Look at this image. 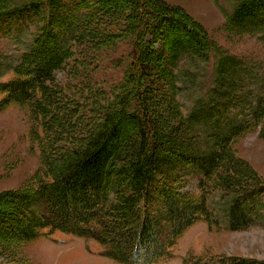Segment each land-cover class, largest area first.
I'll return each mask as SVG.
<instances>
[{
  "label": "trees",
  "instance_id": "obj_1",
  "mask_svg": "<svg viewBox=\"0 0 264 264\" xmlns=\"http://www.w3.org/2000/svg\"><path fill=\"white\" fill-rule=\"evenodd\" d=\"M241 1L253 12L264 6V0ZM79 2L85 12L70 45L57 43L61 24L47 22L0 88V108L16 105L27 114L29 139L40 161L24 185L0 194L1 249L16 258L13 264H33L18 250L47 230L91 240L103 257L118 264H153L168 257L194 224L217 226L206 203L215 191L232 199L227 230L248 228L252 203L264 196V181L236 158L232 143L253 129L264 139V97L252 123L217 137L212 150L193 152L194 126L175 99L174 72L182 52L203 56L219 49L215 41L181 9L159 0ZM6 3L0 0V17ZM29 5L37 12L35 2ZM110 26L118 27L131 46L115 91L94 87L78 94L76 83L58 82V72L71 78L92 72L93 58L84 55L112 42L117 34H106ZM90 84L81 86L90 89ZM176 165L199 174L200 193L163 184L158 193L168 224L163 232L150 210L152 186L161 167ZM183 264L264 262L220 255L214 261L187 256Z\"/></svg>",
  "mask_w": 264,
  "mask_h": 264
},
{
  "label": "rangeland",
  "instance_id": "obj_2",
  "mask_svg": "<svg viewBox=\"0 0 264 264\" xmlns=\"http://www.w3.org/2000/svg\"><path fill=\"white\" fill-rule=\"evenodd\" d=\"M46 1L7 0L6 14L0 17V88L10 80L13 67L47 22L60 23L56 26L57 43L70 45L69 38L84 9L79 0H52L50 5ZM159 1L181 9L219 47L203 56L183 50L174 72L175 99L194 126L192 151L207 152L214 148L217 137L228 136L235 128L252 123L257 103L264 97V6L253 12L251 5L241 0ZM32 2L36 3L37 12L29 5ZM117 29L114 26L105 29L106 34H117L111 43L85 53V57L92 56L95 65L88 76L80 73L71 78L58 72L57 81L76 83L78 94L88 93L94 87L104 92L115 91L130 62L131 51L129 41ZM83 81L93 83L90 89L81 86ZM160 112L164 113L162 109ZM30 127L27 114L19 106L0 108V194L21 187L40 169L37 147L29 139ZM232 149L236 158L264 181V139L258 137V129L234 140ZM157 177L152 186L150 210L164 232L168 224L158 195L163 184L172 186L173 182L178 191L198 195L199 174L176 165L161 167ZM231 201L230 196L218 191L207 194V207L217 226L194 224L177 240L168 257L153 264H183L187 256L214 261L220 255L264 262V196L252 203L251 224L241 231L227 230ZM9 254L0 247V263H15L16 258ZM18 255L33 264H118L103 257L101 248L91 240L47 230L40 232L32 243L20 247Z\"/></svg>",
  "mask_w": 264,
  "mask_h": 264
}]
</instances>
